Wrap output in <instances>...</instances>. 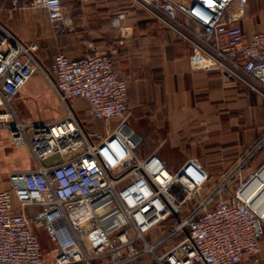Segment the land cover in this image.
Segmentation results:
<instances>
[{
  "label": "built area",
  "instance_id": "built-area-1",
  "mask_svg": "<svg viewBox=\"0 0 264 264\" xmlns=\"http://www.w3.org/2000/svg\"><path fill=\"white\" fill-rule=\"evenodd\" d=\"M3 1L12 3L10 15L28 8L46 11L53 24L65 18L62 0ZM249 1L196 0L186 6L131 0L190 45L196 68L219 70L264 96V32L248 37L229 16L232 7L243 14ZM180 14L190 28L180 25ZM127 20L120 12L110 25L120 30ZM39 51L0 19V130L8 131L11 145H28L38 163L35 170L11 174L8 185L0 182V264L258 262L264 203L257 207L260 193L252 192L264 167L243 181V161L214 184L199 159L172 171L156 153L139 156L143 137L130 122L128 84L110 57L58 53L47 68ZM37 74L57 93L65 117L26 125L13 103ZM76 100L89 105L102 129L88 126L73 107ZM40 224L54 247L49 252L41 246Z\"/></svg>",
  "mask_w": 264,
  "mask_h": 264
},
{
  "label": "crops",
  "instance_id": "crops-1",
  "mask_svg": "<svg viewBox=\"0 0 264 264\" xmlns=\"http://www.w3.org/2000/svg\"><path fill=\"white\" fill-rule=\"evenodd\" d=\"M62 1V23L53 24L44 10L21 8L10 15L13 5L9 1L1 3L0 19L25 43L39 45V57L47 68L58 53L73 59L96 51L108 55L116 73L128 84L130 122L143 137L139 156L156 153L173 171L189 159H199L209 169L214 184L243 161V181L264 167L263 95L219 70L196 68L190 45L131 0ZM174 1L191 6L196 0ZM120 12H126L128 20L119 30L111 27L110 18ZM229 16L248 37L264 32V0H250L243 14L232 7ZM178 22L185 28L192 26L182 14ZM49 98L58 105L53 120L48 121L51 123L60 120L63 105L53 87L34 76L15 103L18 119L28 125L38 123L27 117L28 113H21L23 119L16 108L33 102L45 112ZM73 107L87 123L94 122L86 102L76 100ZM37 167L35 159V167L26 171ZM238 180H233V186ZM136 264L157 263L144 259ZM241 264H264V240L258 262Z\"/></svg>",
  "mask_w": 264,
  "mask_h": 264
},
{
  "label": "rangeland",
  "instance_id": "rangeland-1",
  "mask_svg": "<svg viewBox=\"0 0 264 264\" xmlns=\"http://www.w3.org/2000/svg\"><path fill=\"white\" fill-rule=\"evenodd\" d=\"M36 76L42 78L43 82L49 86V83L47 82V80H44L45 78L41 74H37ZM16 101L13 103V108L16 105ZM45 105L49 108V110L45 112L42 109L39 110V108L36 106V103L33 102H24L20 104L21 108L17 106L16 110L18 109V113L23 119H25V116L22 114L28 113L26 115L27 117L31 116L33 118L32 120L38 121V123L36 124L48 123V121L53 120L52 118L54 116V112H57L55 110L58 109V105L52 98H49L47 102H45ZM21 109H23L25 113L22 112ZM58 115H60V120L65 117L64 106L61 107V111ZM29 125H31V123ZM88 126L97 129L103 128L102 124H97L96 122L88 123ZM8 137V131L0 130V182L5 185H8V181L11 177V174L17 171H26L29 167H35V157L33 156L30 147H28V145L18 147L13 146L10 144V140ZM55 159L58 158L56 157ZM47 164L48 163H44V165ZM37 229H39L38 235L43 250H45L46 252L51 251L54 247L51 244V240L46 230V227H44L43 224H40Z\"/></svg>",
  "mask_w": 264,
  "mask_h": 264
},
{
  "label": "bare ground",
  "instance_id": "bare-ground-1",
  "mask_svg": "<svg viewBox=\"0 0 264 264\" xmlns=\"http://www.w3.org/2000/svg\"><path fill=\"white\" fill-rule=\"evenodd\" d=\"M255 181H257L256 183H254V190L252 193L256 194V192L259 191L260 195H259V199L256 200V206L260 207V205L262 203H264V170L263 172H260L259 176L257 179H255ZM257 195L254 197L255 199L257 198Z\"/></svg>",
  "mask_w": 264,
  "mask_h": 264
}]
</instances>
